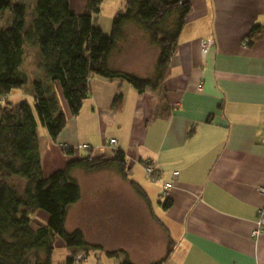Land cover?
Wrapping results in <instances>:
<instances>
[{
	"label": "crops",
	"instance_id": "1",
	"mask_svg": "<svg viewBox=\"0 0 264 264\" xmlns=\"http://www.w3.org/2000/svg\"><path fill=\"white\" fill-rule=\"evenodd\" d=\"M69 1L81 14L89 0ZM124 1L102 0L94 16L102 31L100 22H111ZM189 2L159 89L138 94L125 82L94 77L77 116L64 105L68 123L57 141L46 133L38 142L44 176L87 154L77 148L84 144L96 155L116 139L114 149L125 156L127 177L103 170L111 176L101 179L91 172L88 187L76 177L80 198L68 210L65 229H79L88 244L99 246L76 264H119L122 256L106 255L114 251L133 264H154L169 245L161 264H264V232L251 237L264 205V0ZM209 38L213 44L203 54L201 42ZM118 92L123 100L116 108ZM60 145L72 147L73 155ZM144 162L152 164L155 180ZM166 184L172 187L165 190ZM35 215L43 221H32L33 228L46 224L44 215ZM60 244L63 264L71 251Z\"/></svg>",
	"mask_w": 264,
	"mask_h": 264
},
{
	"label": "trees",
	"instance_id": "2",
	"mask_svg": "<svg viewBox=\"0 0 264 264\" xmlns=\"http://www.w3.org/2000/svg\"><path fill=\"white\" fill-rule=\"evenodd\" d=\"M35 1L29 13L23 3L0 0V264H52L57 239L71 251L63 264H76L83 260L78 259L80 254L99 246L88 244L81 230L65 229L68 210L80 198L74 172L115 170L127 177L125 156L115 149L111 155H94L89 148L87 154L44 176L37 127L42 126L56 142L68 123L64 105L72 117L77 116L90 95L94 77L125 82L138 94L159 89L191 5L189 0H125L111 20L109 34L104 35L94 18L102 0H89L81 14L73 10L69 0ZM4 13L7 24L1 22ZM130 29L141 32L158 50L153 73L147 78L110 65L112 55L129 40ZM32 47L38 63L34 78L21 67L26 48ZM16 90L30 95L33 105L25 99L11 101ZM122 100L118 92L112 105L118 108ZM59 148L63 154L73 155L72 147ZM144 165L152 167L149 162ZM152 175L151 180H155L154 169ZM170 206L171 200L165 198L162 207ZM40 211L48 219L34 229L32 218ZM170 252L169 245L164 259L154 264H161ZM106 255H120L119 264H133L123 251Z\"/></svg>",
	"mask_w": 264,
	"mask_h": 264
},
{
	"label": "rangeland",
	"instance_id": "3",
	"mask_svg": "<svg viewBox=\"0 0 264 264\" xmlns=\"http://www.w3.org/2000/svg\"><path fill=\"white\" fill-rule=\"evenodd\" d=\"M13 3H23L27 6L28 11L32 10V7H34L36 1L35 0H12ZM1 22L2 24L8 23V16L6 13L2 14L1 16ZM100 24L105 28L103 32L104 35H108L110 29L108 30L109 26L111 25V22L108 20V22L101 21ZM128 32H130L129 40L122 45V47L119 49L120 51L115 52L112 55V58H110V65L116 69L123 70L128 73H132L136 76L147 78L151 76L153 73L154 66L151 68V61L153 59L154 50L156 51V57L158 55L157 48L148 45V42L146 43V37L141 34V32H137L135 30L130 29ZM142 37V39L145 41H142V39L138 38V35ZM155 64V63H154ZM37 59H36V48H26V53L23 58L22 62V70L29 75L30 78H34L37 75L38 67H37ZM27 100L31 105H33V100L30 95H28L26 92H21L20 90L12 91L10 95V100L14 103H17L21 100ZM46 131L45 129L38 125L37 127V138L38 142L41 144L44 143ZM41 146V145H40ZM110 171L106 172H99L97 173L99 177L105 176H111ZM90 173L87 172H80L76 171L74 172V177H78L79 181L82 183V185L85 187L90 186L89 182L94 178L93 176L89 177ZM92 175V174H90ZM94 175V174H93ZM100 184V182H98ZM96 182V185H99ZM88 191V190H87ZM44 217L48 219V216L44 212H39ZM34 219V220H33ZM32 221H43L41 216L34 215ZM47 221V220H46ZM35 227V226H34ZM35 229V228H34ZM62 241L60 239H57L54 247V255H53V264H58L59 260L57 259L58 256L61 255L62 248L61 244ZM93 252V251H92ZM82 257H78V259H81ZM77 259V258H76ZM83 264V263H82Z\"/></svg>",
	"mask_w": 264,
	"mask_h": 264
},
{
	"label": "built area",
	"instance_id": "4",
	"mask_svg": "<svg viewBox=\"0 0 264 264\" xmlns=\"http://www.w3.org/2000/svg\"><path fill=\"white\" fill-rule=\"evenodd\" d=\"M213 44V39L212 38H209L207 39L206 41H202L201 42V52L203 54L206 53V50L208 47H210L211 45ZM198 89L201 88L200 85H198L197 87ZM117 144V141L116 139H110L108 142H107V146L106 147H102V149H100V152H104L105 149H114L115 146ZM78 149H82V150H88L90 148L89 145H80L77 147ZM145 168V173L147 175V177L149 179H151V177L153 176V168L150 167V166H144ZM177 175V172H174L173 173V176L175 177ZM172 187L171 184H166L164 189L167 190V189H170ZM260 194L263 196L264 198V187H262L260 189ZM264 232V205L261 206L260 208H258L257 210V219H256V222H255V225H254V228L252 229L251 231V237L253 239H256L258 238L262 233Z\"/></svg>",
	"mask_w": 264,
	"mask_h": 264
}]
</instances>
